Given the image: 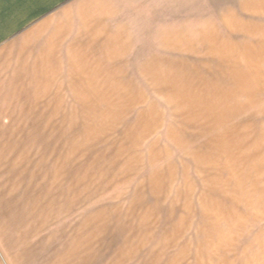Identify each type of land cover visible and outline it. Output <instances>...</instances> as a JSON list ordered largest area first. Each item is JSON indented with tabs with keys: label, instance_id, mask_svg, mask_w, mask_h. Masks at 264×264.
Segmentation results:
<instances>
[{
	"label": "rangeland",
	"instance_id": "374dc122",
	"mask_svg": "<svg viewBox=\"0 0 264 264\" xmlns=\"http://www.w3.org/2000/svg\"><path fill=\"white\" fill-rule=\"evenodd\" d=\"M198 22L143 33L140 72L117 86H37L44 137L0 154V222L34 228L46 264L238 262L244 205L264 195V148L246 130L264 109L250 112L258 86L238 59L231 74L218 64Z\"/></svg>",
	"mask_w": 264,
	"mask_h": 264
},
{
	"label": "crops",
	"instance_id": "0c3cea01",
	"mask_svg": "<svg viewBox=\"0 0 264 264\" xmlns=\"http://www.w3.org/2000/svg\"><path fill=\"white\" fill-rule=\"evenodd\" d=\"M194 19L219 65L231 74L238 59L245 68L261 92L250 112H263L264 0H0V154L34 153L30 147L44 137V90L37 86H117V75L140 72L141 53H133L143 33ZM253 129L247 125L264 148V126ZM244 210L236 264H264V195L249 198ZM3 223L0 264H46L51 249L32 237L34 228Z\"/></svg>",
	"mask_w": 264,
	"mask_h": 264
}]
</instances>
